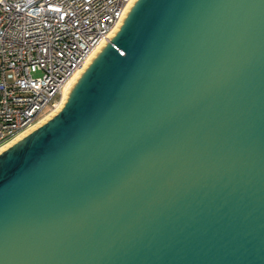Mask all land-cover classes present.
<instances>
[{
	"label": "water",
	"instance_id": "water-1",
	"mask_svg": "<svg viewBox=\"0 0 264 264\" xmlns=\"http://www.w3.org/2000/svg\"><path fill=\"white\" fill-rule=\"evenodd\" d=\"M120 20L0 148V264H264V0Z\"/></svg>",
	"mask_w": 264,
	"mask_h": 264
},
{
	"label": "built area",
	"instance_id": "built-area-1",
	"mask_svg": "<svg viewBox=\"0 0 264 264\" xmlns=\"http://www.w3.org/2000/svg\"><path fill=\"white\" fill-rule=\"evenodd\" d=\"M131 1L0 0V148L58 107Z\"/></svg>",
	"mask_w": 264,
	"mask_h": 264
},
{
	"label": "bare ground",
	"instance_id": "bare-ground-1",
	"mask_svg": "<svg viewBox=\"0 0 264 264\" xmlns=\"http://www.w3.org/2000/svg\"><path fill=\"white\" fill-rule=\"evenodd\" d=\"M132 1H133V0H132ZM132 1L130 2L129 5H131ZM129 5H128V6H129ZM128 6H127V8H126V11H127V9H128ZM124 15H125V13H124ZM121 21H122V20H121ZM121 21H120V22H121ZM120 22H119V23H120ZM119 23H118V24H119ZM118 24H117V25H118ZM117 25H116V27L111 31V33L109 34V36L112 35V34L114 33V30H115V29L119 28V26H117ZM109 36H108V39L110 38ZM104 41H105V40H104ZM104 41H102V42L100 43V45L105 44ZM100 45H99V46H100ZM99 46L94 50V52H95L96 50L100 49ZM94 52H93V53L91 54V56L88 58V60H87L86 63L84 64V67L87 65V62L91 61L90 58H91L92 56L95 55ZM84 67H83L80 71L84 70ZM80 71H78V72L72 77V79L68 82V84L66 85V87H65V89H64V91H63V98H62V101L60 102V104L58 105V107H57L53 112H51V113L48 114L46 117H44L42 120H46V118H47L48 116H52V115H51L52 113L57 112L56 110L60 108V105L63 104V101L66 99V98H64V97L67 95V92L70 91L69 88H70L71 86H73V84H72L73 81H75V80H76V77L80 75V74H79ZM42 120H41V121H42ZM41 121H40L38 124H41V123H42ZM35 126H36V125H34L33 127H35ZM31 128H32V127H31ZM31 128L28 129L27 131L31 130ZM27 131H25L24 133H26ZM22 134H23V133H22Z\"/></svg>",
	"mask_w": 264,
	"mask_h": 264
},
{
	"label": "rangeland",
	"instance_id": "rangeland-1",
	"mask_svg": "<svg viewBox=\"0 0 264 264\" xmlns=\"http://www.w3.org/2000/svg\"><path fill=\"white\" fill-rule=\"evenodd\" d=\"M8 80H12L13 79V74L11 73V72H8ZM48 109L49 108H46L45 110H44V112H47L48 111Z\"/></svg>",
	"mask_w": 264,
	"mask_h": 264
}]
</instances>
